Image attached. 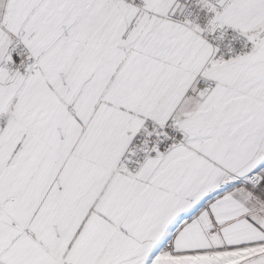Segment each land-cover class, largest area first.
<instances>
[{
  "label": "snow or ice",
  "instance_id": "1",
  "mask_svg": "<svg viewBox=\"0 0 264 264\" xmlns=\"http://www.w3.org/2000/svg\"><path fill=\"white\" fill-rule=\"evenodd\" d=\"M0 264H264V0H0Z\"/></svg>",
  "mask_w": 264,
  "mask_h": 264
}]
</instances>
